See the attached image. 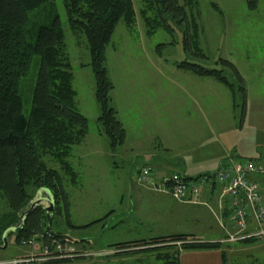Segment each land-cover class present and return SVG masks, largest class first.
Masks as SVG:
<instances>
[{
  "label": "rangeland",
  "instance_id": "obj_1",
  "mask_svg": "<svg viewBox=\"0 0 264 264\" xmlns=\"http://www.w3.org/2000/svg\"><path fill=\"white\" fill-rule=\"evenodd\" d=\"M177 1L184 6L186 17L193 15L195 19L196 40L201 51L198 55L192 52L195 49L193 46L182 51L181 32L185 36L190 34V37L193 32L187 20L186 25H179L165 14V22L173 30L167 33L158 26L152 34L146 35L147 26L143 15L152 16L154 10L146 7L144 0H132L135 17L131 25L118 21L113 30L105 51V66L113 85L110 103L125 130V139L121 145L110 149L108 140L99 131L96 121L98 108L94 98L93 77L87 65L89 55L84 36L68 30L63 5L60 0H53V7L64 30V43L73 76L72 85L76 91L75 107L87 120L86 134L79 144L73 145L69 158L75 172L74 182L69 181L67 173L60 174L61 177L63 175L67 217L74 225L71 229L61 225L60 230L74 239L71 244L74 250L80 253L88 250L91 255L75 256L69 263L63 264H162L152 260L153 254H149L150 252H101L113 249L108 247L111 243L126 239H149L157 236L160 231L182 229L177 222L162 221L156 227L145 220L146 215L154 213L159 216L177 203L168 194H152V191L145 189L146 186L136 181L138 169L144 164L152 163L149 156L151 153L164 158L165 173H181V164L177 165L179 160L174 155L179 148H173L167 153L161 149L160 143L177 147L183 142L184 134L188 133L185 123L178 121H182L183 116H174L178 113V108L184 109L185 92H192L198 87L192 80L190 85L187 77H198L178 68L176 62L187 59L208 68H218L221 65L214 60L226 59L246 83L249 81L251 111L246 116H240V90L236 89L231 97L226 86L210 77H202L209 81L205 101L209 119H218L216 135L219 140L229 148L232 146V153L236 154L234 159H264V0H257L254 10H248L244 0H195V4L190 7L183 0ZM47 9L29 11L26 34L28 40L34 37L32 32L35 22ZM159 43L161 46L156 50ZM37 63L38 57L33 56L27 74L19 81L24 114L29 109ZM223 72L228 79H233V76H229L232 72L228 65L223 66ZM156 91L160 95L154 100ZM169 93L176 96L168 98L166 95ZM232 100L237 105L233 106ZM210 141L207 142V148L203 149L207 153L213 150ZM180 158H184L180 159V163L183 161L189 165V169L184 171L185 176L194 177L204 166L210 168L207 170L214 168L213 171L218 168L216 162L211 160L204 164L199 160L189 159L185 151H181ZM150 165L148 166L152 172H156L157 168ZM158 170L154 174L159 178L162 172ZM260 187L264 190V177ZM43 193L51 200L46 189H43ZM261 193L264 200L263 192ZM29 201L30 199L25 207ZM5 209V203L0 198V213ZM204 215V219H209L207 211ZM58 216L62 219L61 214ZM206 221L196 225V236H201V232L205 230L211 231L206 227ZM178 222L188 230L191 225L195 226L189 221H182L180 217ZM229 231L232 232L230 228ZM222 232L223 236L219 240L226 238V222ZM38 237L42 238L43 234H37L34 239L22 244L21 241L14 240L13 235H9L5 246L0 248V258L37 251L40 244L36 240ZM219 240L217 242L220 243V250L225 253L226 264H264V236L252 242ZM175 245L178 246V243ZM174 249L176 248L172 247L169 251L171 256L175 255ZM98 250L101 251L100 254Z\"/></svg>",
  "mask_w": 264,
  "mask_h": 264
},
{
  "label": "trees",
  "instance_id": "obj_2",
  "mask_svg": "<svg viewBox=\"0 0 264 264\" xmlns=\"http://www.w3.org/2000/svg\"><path fill=\"white\" fill-rule=\"evenodd\" d=\"M65 21L71 33L84 36L88 50L93 84L94 98L98 108L96 121L99 131L108 140L110 149L121 145L125 139V130L116 116V110L110 103V91L113 87L105 66V51L113 30L118 23L131 25L134 22L132 0H60ZM248 10H254L257 0H244ZM189 7L195 0H183ZM146 7H152L154 15H143L146 24V35H150L161 26L167 33L173 30L165 22V14L176 24L190 23L193 32H181L182 51L193 46L192 52L198 55L196 40V24L193 15L186 17L184 6L177 0H144ZM213 7H216L212 4ZM48 9H47V8ZM40 8L47 9L35 22L32 32L34 37L28 40V13ZM189 44V45H188ZM161 43L156 45V50ZM33 56L38 57L36 72L31 89L30 105L27 114L22 111L19 81L29 69ZM202 56V53H200ZM215 63L221 67H205L197 62L182 59L176 66L199 77H210L223 84L234 96L240 90V116L244 113V84L237 69L226 59L217 58ZM228 65L233 79L223 72ZM72 71L64 43V30L60 18L53 7V0H0V198L6 209L0 213L1 233L17 221V213L25 207L38 189L49 191L52 208L48 211L35 206L13 231H8L6 238L13 235L16 241H29L37 234L39 243H48L51 238H60L63 231L60 226L74 227L67 217L66 194L63 188V175L68 174L69 181L74 182L75 172L69 158L73 145L81 142L86 134L87 120L75 107L76 91L72 85ZM233 106L237 105L232 100ZM50 165L56 166L51 167ZM147 167L151 171V179L156 183L172 173L155 176L151 167L142 165L136 174V181L147 188L157 190L154 185L143 184L138 180V173ZM194 177H183L194 180ZM212 187V186H210ZM209 187V188H210ZM160 192L165 191L157 190ZM169 195V194H168ZM170 196V195H169ZM171 197V196H170ZM172 198V197H171ZM62 215L60 217L58 215ZM49 220V222H48ZM87 225V224H86ZM85 226V225H83ZM82 227V226H81ZM48 236H47V235ZM45 235V236H44ZM256 237L240 239V242H252ZM178 243V246L175 244ZM112 254L128 252H150L152 260L162 264H177L179 250L219 249L221 264H226L223 250L217 241H197L192 235L172 233L154 236L149 239H134L108 244ZM175 247V255L170 249ZM166 250H162L165 249ZM169 248V249H167ZM100 251V250H98ZM73 258H61L42 264L69 263Z\"/></svg>",
  "mask_w": 264,
  "mask_h": 264
},
{
  "label": "crops",
  "instance_id": "obj_3",
  "mask_svg": "<svg viewBox=\"0 0 264 264\" xmlns=\"http://www.w3.org/2000/svg\"><path fill=\"white\" fill-rule=\"evenodd\" d=\"M198 79H191L187 77V80H189V83L191 85V80L193 81L192 83L198 84V87H196L192 92H185L184 94V109L178 108V113L175 114V118H181L180 116H183L182 121L178 120L179 122H184L185 123V129H187L188 133H185L183 138H182V143L178 144L177 147L171 146L169 143H160L161 149H163L165 152L169 153L173 150V148H179L178 150L175 151L174 155L175 157L180 161V153L181 151H185L187 155L189 156V159L193 160H199L202 163L209 162V160L216 162V167L220 166L222 163L227 161L228 159H233L236 158L235 152L232 153L233 148H229L230 146H227L225 142H222L219 140V137L216 135V125L218 123V119L212 118L209 119L208 116V110H207V103L205 101L206 96H207V91H208V79H202V77ZM204 78V77H203ZM244 81V80H243ZM251 88V84L249 81L246 83L244 81V113L243 116L247 115V112H250L249 110V105H250V98H249V89ZM160 94H157V91L155 93V99L159 96ZM168 98L175 97L176 95L174 93H169L166 95ZM202 100L203 104H202ZM262 104V102H261ZM231 108V106H230ZM166 114V112L164 111ZM170 120V119H169ZM167 120V122H169ZM212 125V126H211ZM210 126V127H209ZM222 129L219 128V130ZM218 130V131H219ZM178 139L181 140V138L177 137ZM212 143V148L209 153L207 151H203V149H206L207 147V142ZM149 156H151V162L148 163L147 165L154 166L155 168L159 169V171L162 172V175H169L172 173H178V172H171L168 173L164 170V158H159L156 157L157 155H154V153H151ZM227 159V160H226ZM177 161V165L181 164V173L183 177H190V176H185L184 171L189 169V165H187L185 162H179ZM175 165V166H177ZM172 166V165H170ZM178 167V168H179ZM154 168V169H155ZM157 169L156 172L157 173ZM200 172H208V171H213L212 170H207L210 169L207 166L201 167ZM196 171V170H193ZM197 173L195 174L198 175ZM145 188V187H144ZM146 190L152 191V194H166L164 192H160L157 190H153L150 188H145ZM264 195V190H261ZM174 200V199H173ZM199 200L201 203H189V202H178L174 200L177 204H173V207L170 210H166L164 214L161 215H155L154 213L151 215H146L145 220L155 224L156 227L160 226V223H174L177 222L182 229H176L175 230H167L165 232L160 231L157 236L161 235H167V234H172V233H182V234H189L192 235L194 239L197 241H217L219 238L223 236L222 232V225L225 224V213H224V208L222 209L221 206H219L218 202V190L216 186H212L210 188H203L200 195H199ZM201 207H204L206 211L209 214V219H204V214L205 210L202 209ZM211 216V218H210ZM182 221H189L195 226L193 227L192 225L190 226V229L183 228V226L178 222V218ZM206 221V227H209L211 231L205 230V232H201V236H196L195 234V229L196 225H201V223ZM210 220V222H208ZM163 221V222H162ZM181 222V221H180ZM210 225V226H209ZM172 229V228H169ZM221 232V234H220ZM74 238V237H73ZM124 241H128L127 239ZM105 250V249H103ZM99 252V251H98ZM113 252V251H112ZM26 254V253H25ZM24 254V255H25ZM177 264H221L220 260V254H219V249H196V250H179L178 251V256H177Z\"/></svg>",
  "mask_w": 264,
  "mask_h": 264
},
{
  "label": "built area",
  "instance_id": "obj_4",
  "mask_svg": "<svg viewBox=\"0 0 264 264\" xmlns=\"http://www.w3.org/2000/svg\"><path fill=\"white\" fill-rule=\"evenodd\" d=\"M263 177L264 159L228 160L216 170L201 174L194 180L173 174L153 183L151 171L147 167H143L138 173L141 183L154 185L155 189L167 192L178 202L201 203L199 195L202 189L216 186L219 206L224 208L228 231L226 238L219 241L264 236V200L260 187ZM221 226L224 229V225ZM29 241L21 240V243L26 244ZM72 241L74 239L51 238L48 243H40L37 251L0 258V264H42L61 258L91 255L88 250L81 253L74 250ZM112 251H99L98 254H110Z\"/></svg>",
  "mask_w": 264,
  "mask_h": 264
},
{
  "label": "water",
  "instance_id": "obj_5",
  "mask_svg": "<svg viewBox=\"0 0 264 264\" xmlns=\"http://www.w3.org/2000/svg\"><path fill=\"white\" fill-rule=\"evenodd\" d=\"M37 205L41 206L46 211H48L52 208V199L50 200V198L43 193V189H38L35 191L33 197L30 199L28 205L26 207H24L22 209V211H20V213L17 215L16 223L14 225L8 226L7 228H5L2 231L0 248L5 246L7 232L13 231L14 229H16L21 224V222L23 221V218ZM48 222H49V220H48ZM60 237L65 238V239H71L66 234H61Z\"/></svg>",
  "mask_w": 264,
  "mask_h": 264
}]
</instances>
